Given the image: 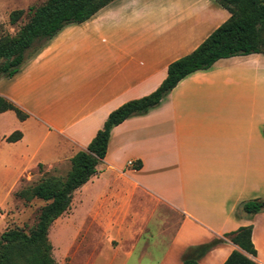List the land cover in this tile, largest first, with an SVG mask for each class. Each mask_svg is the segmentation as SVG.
<instances>
[{"label": "crops", "instance_id": "1", "mask_svg": "<svg viewBox=\"0 0 264 264\" xmlns=\"http://www.w3.org/2000/svg\"><path fill=\"white\" fill-rule=\"evenodd\" d=\"M229 16L214 0H112L0 78V96L27 114L20 121L0 113L15 118L21 134L15 142H6L13 128L0 134L14 181L13 203L3 205L26 203L14 195L23 183L65 177L112 111L155 91L168 65ZM251 200L264 201L262 54L189 74L156 107L115 126L95 175L50 233L74 224L60 252L76 264H224L233 250L264 264V211L241 210ZM248 226L255 256L224 237Z\"/></svg>", "mask_w": 264, "mask_h": 264}, {"label": "trees", "instance_id": "2", "mask_svg": "<svg viewBox=\"0 0 264 264\" xmlns=\"http://www.w3.org/2000/svg\"><path fill=\"white\" fill-rule=\"evenodd\" d=\"M111 1L46 0L39 6L10 12L8 19L11 25H16L24 17L27 20L15 35L0 37V78L13 77L26 59L38 53L63 28L86 22ZM214 1L230 14L229 18L194 51L170 63L166 78L155 91L112 111L86 150L77 152L71 158V168L65 177L45 176L14 194L25 202L37 199L45 204L29 232L13 228L0 235V264H56L51 257L48 230L69 209L74 191L95 175L96 166L105 156L110 132L115 126L132 116L146 114L179 81L189 74L209 69L218 60L250 54L264 55V0ZM6 111L14 112L20 121L27 117L14 103L0 96V113ZM20 138L21 134L15 132L6 138V142H15ZM241 210L247 215L260 213L264 211V201H247L241 205ZM251 231L250 226L241 227L224 237L246 254L255 256ZM183 264L197 262L189 259ZM224 264L256 263L242 252L233 250Z\"/></svg>", "mask_w": 264, "mask_h": 264}, {"label": "rangeland", "instance_id": "3", "mask_svg": "<svg viewBox=\"0 0 264 264\" xmlns=\"http://www.w3.org/2000/svg\"><path fill=\"white\" fill-rule=\"evenodd\" d=\"M46 0H0V37L3 35H15L19 28L25 24L27 18L24 17L16 25H11L9 23V14L14 10H27L30 6H39L43 4ZM15 117V116H13ZM3 119V120H2ZM10 116L0 118V134L4 131L13 128L12 133L17 130L14 126L16 122ZM0 146V235L7 229L19 228L29 232L37 222L38 214L40 208L45 204L44 202L33 199L29 202H21L22 204H17L15 207L7 209V205H3L5 199L7 198L8 204L13 203V199L7 196V191L14 185L12 176L5 173L6 169L9 166L6 164L5 160L1 156L2 153L7 152V146ZM5 157V156H4ZM35 181L30 182L34 183ZM35 184V183H34ZM25 187L23 183L21 189ZM20 190V189H19ZM4 210V211H3ZM4 215H7L5 220ZM66 219V218H65ZM4 221L6 225L4 224ZM3 224V225H2ZM53 225V230L50 233V228L48 230V240L52 246L51 257L56 264H76L71 258L66 257L60 251L68 249V241L71 236L74 238V224L71 222H61L60 224ZM52 226V225H51ZM89 238V236H88ZM87 241V239H86ZM89 241V240H88ZM91 243V242H90ZM95 244V242H93ZM57 244V245H56ZM90 254V248L84 253H81L79 258L83 255L87 257ZM106 257V256H105ZM86 264H109L106 260L98 258L95 261H92ZM112 264V263H111Z\"/></svg>", "mask_w": 264, "mask_h": 264}, {"label": "built area", "instance_id": "4", "mask_svg": "<svg viewBox=\"0 0 264 264\" xmlns=\"http://www.w3.org/2000/svg\"><path fill=\"white\" fill-rule=\"evenodd\" d=\"M128 166H132V161H128Z\"/></svg>", "mask_w": 264, "mask_h": 264}]
</instances>
